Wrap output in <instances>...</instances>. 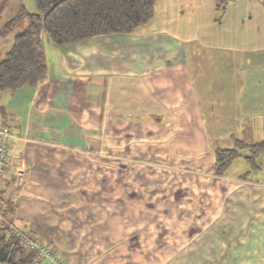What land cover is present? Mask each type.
I'll return each mask as SVG.
<instances>
[{
    "label": "crops",
    "instance_id": "1",
    "mask_svg": "<svg viewBox=\"0 0 264 264\" xmlns=\"http://www.w3.org/2000/svg\"><path fill=\"white\" fill-rule=\"evenodd\" d=\"M44 49L46 79L3 89L0 104V124L15 135L7 181L19 161L28 167L23 184L10 183L22 229L64 264H264V179L241 177L251 170L243 164L215 174L217 148L264 140V0H156L132 33L44 40ZM100 158L154 167L159 192L145 199L160 217L146 219L191 226L164 247L138 249L127 238L133 226L100 218L98 194L83 196L100 184L52 180ZM114 253L121 260L103 256Z\"/></svg>",
    "mask_w": 264,
    "mask_h": 264
},
{
    "label": "trees",
    "instance_id": "2",
    "mask_svg": "<svg viewBox=\"0 0 264 264\" xmlns=\"http://www.w3.org/2000/svg\"><path fill=\"white\" fill-rule=\"evenodd\" d=\"M35 3L36 11L31 12L22 4L0 26V37L13 34L11 47L0 50L2 90L14 91L25 85L36 87L46 79L44 35L57 46H66L100 35L132 33L153 17L156 0H35ZM3 9L0 5V16ZM244 151H247L245 155ZM262 153L264 140L254 143L238 140L233 148H217L215 174H226L233 161L242 155L252 171L259 167L257 158ZM249 173L241 177H248ZM13 181L15 176L0 186L3 212L10 221H15L16 205L13 194L6 190ZM37 257V250L30 248L22 236L0 225V264H37Z\"/></svg>",
    "mask_w": 264,
    "mask_h": 264
},
{
    "label": "rangeland",
    "instance_id": "3",
    "mask_svg": "<svg viewBox=\"0 0 264 264\" xmlns=\"http://www.w3.org/2000/svg\"><path fill=\"white\" fill-rule=\"evenodd\" d=\"M22 4L31 12L37 10V6L35 0H0V5L4 7L3 13L0 16V26L9 18L14 16L22 6ZM10 36V35H9ZM9 36L6 39H9ZM45 42H50L51 39L44 35ZM1 49H5L1 46ZM8 90H0V104H3L9 96ZM262 141V140H261ZM263 154V153H262ZM261 154V155H262ZM260 155V156H261ZM257 158V163L259 160H262L263 171L256 172L254 170H250V177L264 179V155L263 157ZM23 161V160H22ZM84 161V160H83ZM48 163V162H47ZM25 168L27 164L23 161ZM82 167L85 169L78 170V173H70V169L64 170L65 175L61 176V174L53 176L52 180L56 183H72L74 187H77L78 184H100V189L98 193L95 191H91L85 193L83 195L80 191H73V198L75 197H86L92 198L94 194L97 198L100 199V218L106 217L109 218L110 215H115L119 217L120 225L126 227H132L130 229L131 233L127 236L130 238L132 247H136L138 249L142 247L147 248H161L164 247L163 245L168 243L170 240L177 237V234H182L185 228L188 225L191 226L189 223H161L159 221L154 222L147 220L146 218H159L160 217V210L157 207H150L152 204L149 200L154 192H159V189H155L152 187L154 183H159L160 173L158 175L152 174L150 170L155 172V169L152 166H142L141 163L131 164V162L125 163L124 161L121 162L119 159H107V158H100V160H89L88 164L85 161L82 163ZM79 164V165H80ZM144 164V163H142ZM240 164H243L245 167H248L250 164L246 161L243 157L236 158L233 163L228 167V170L232 172H240L238 168ZM259 164V163H258ZM53 168H55L54 163H50ZM48 168V166H47ZM14 169V168H13ZM250 169V168H248ZM85 170V171H83ZM15 171V170H14ZM27 171V169H26ZM61 171V170H60ZM88 171V174H86ZM15 174V173H14ZM17 183V181H16ZM23 184V183H22ZM12 188H8L6 191L7 193ZM12 192V190H11ZM10 192V193H11ZM16 192L14 191L13 198H16ZM146 194L149 195V200L145 199ZM60 195V194H59ZM83 195V196H82ZM148 198V196H147ZM79 199V198H78ZM129 199L137 200L135 204H137V212L136 216L139 220L137 222H131L129 220V209L130 202ZM149 205V206H147ZM69 210L76 211L78 207H69ZM146 216V217H145ZM145 218V219H144ZM147 221V222H146ZM15 223L18 227L22 228L19 222ZM1 224V223H0ZM75 224V223H74ZM168 228V229H167ZM124 231L122 230L121 233ZM127 231L125 234H128ZM184 234V233H183ZM186 234V233H185ZM164 235H166L164 237ZM109 241V240H108ZM106 259H120L119 254L114 253L113 255H103ZM145 257H149L145 255ZM154 260L156 259L157 255L153 254ZM121 260V259H120ZM152 260V259H151ZM116 262V261H115ZM124 262V261H123ZM48 264V263H44ZM121 264L122 261H121Z\"/></svg>",
    "mask_w": 264,
    "mask_h": 264
},
{
    "label": "built area",
    "instance_id": "4",
    "mask_svg": "<svg viewBox=\"0 0 264 264\" xmlns=\"http://www.w3.org/2000/svg\"><path fill=\"white\" fill-rule=\"evenodd\" d=\"M15 135L10 130V128L5 124H0V186L7 180V172H8V154L9 149ZM15 173V181L18 184H22L24 182V178L26 175V168L23 164V161H19L14 169ZM0 225L7 226L11 233L15 235H20L23 237L25 243L32 249L37 250L38 257L36 258V262L41 263L43 260H47L49 264H64L62 257L58 256L52 248V246L48 244H44L35 237L32 236L26 230L18 227L15 221H10L3 212V205L0 200Z\"/></svg>",
    "mask_w": 264,
    "mask_h": 264
}]
</instances>
